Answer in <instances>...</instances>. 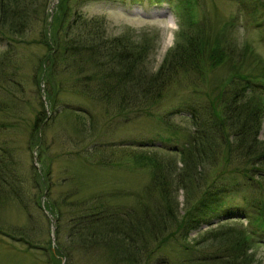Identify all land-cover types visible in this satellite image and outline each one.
<instances>
[{
  "label": "trees",
  "instance_id": "16d2710c",
  "mask_svg": "<svg viewBox=\"0 0 264 264\" xmlns=\"http://www.w3.org/2000/svg\"><path fill=\"white\" fill-rule=\"evenodd\" d=\"M86 1L58 0L48 13L47 0H0V42L6 43L0 58L1 115L17 109L18 100L23 101L7 89L21 85L19 72L12 80L7 69L15 67L18 45L35 44L45 49L34 62L32 79L38 91L41 83L45 84L46 105L40 101L29 123V148L43 143L42 134L56 116L61 94L74 93L102 105L106 117L97 128L96 116L86 108L82 114L88 118L71 124L75 137L81 136L84 143L73 151L75 155L96 166L128 162L149 170L144 195L135 205H114L108 193L101 191L69 201L71 236L84 248L107 253L109 264H261L253 248L260 243L256 233L264 232V141L259 138L264 98L256 92L264 83V59L249 41L238 42L229 21L213 29L206 16L195 14L191 0H181L175 42L154 68L149 62L154 45L144 37L147 34L108 35L103 18H87L79 11ZM254 3L264 9V0ZM222 66L227 68L225 75L218 71ZM21 67L16 63V69ZM206 72L212 73L210 77ZM178 87L189 88V97L157 113L155 108L167 93ZM61 104L64 110L70 109ZM176 114H182L187 124L173 123ZM139 116L171 126L174 139L156 140L160 144L133 136L119 143L93 140L97 131L111 127L114 119L128 121ZM16 118L11 124L0 122L5 128L17 126ZM43 155L44 150L39 160L45 162ZM12 160L9 143L2 141L0 208L15 202L29 221L30 201L40 206V197L49 195L50 167L43 168L41 176L31 166L28 174L35 192L30 197L28 178L13 169ZM45 207L59 217L55 202L49 201ZM211 216L220 217V224L204 230L194 242H185L190 232L211 225ZM233 218L245 219V224L236 220L222 223ZM0 234L22 242L31 253L44 249L33 240L27 224L10 231L0 223ZM170 240H184L182 245L189 254L184 261L171 263L157 255ZM46 249L54 258L61 253L60 245L51 240ZM67 256L64 253V258Z\"/></svg>",
  "mask_w": 264,
  "mask_h": 264
},
{
  "label": "rangeland",
  "instance_id": "374dc122",
  "mask_svg": "<svg viewBox=\"0 0 264 264\" xmlns=\"http://www.w3.org/2000/svg\"><path fill=\"white\" fill-rule=\"evenodd\" d=\"M191 1L195 14L198 17L206 16L211 28L215 29L222 22L229 21L231 32L238 42L249 41L260 57L264 59V9L258 7L254 0H249L248 5L236 0ZM57 2L58 0H47L46 11L51 13ZM180 4L181 0H89L81 8L79 6L78 9L86 17L103 18L110 36L120 35L123 32L136 37L147 34L144 37L149 38L154 45V50L149 55V62L156 68L162 61L166 50L171 48L175 42V34L180 20L178 11ZM5 49V42H0V58L6 52ZM44 52L45 49L40 45L34 44L27 47L18 45L16 54H14L15 67L10 66L7 69L8 78L12 80L16 71L19 72L18 79L21 80V85L18 89L20 91L15 89L16 87H8L7 89L10 92H16L23 98V101H17L19 105L17 109L11 112L7 111L4 115L0 113V119L6 122L5 125L17 117V126L11 125L5 128L0 122L3 128L0 129V143L2 141L6 144L9 143L13 169L27 176L30 197L35 192L28 174L33 166L37 172L41 173V176H44L43 168L50 167L51 180V187L47 190L49 195L40 197V206L30 201L31 219L29 221L24 210L14 202L12 205L0 208V223L4 229L10 231L11 228L27 224L33 240L36 239L44 249L31 253L24 249L22 242L10 240L0 234V264H109L110 260L107 253L104 252L103 255L100 249L92 248L89 250L84 248L79 245L76 238L71 236L73 222L70 221L72 215L70 211L72 207L68 205V202L101 191L108 193V199L114 205H135L138 198L144 195V187L150 179L149 170L128 162L109 167L96 166L87 162L84 157L75 155L76 150L83 147L84 143L81 136H79L80 138L75 137L71 124L79 118H88L82 114L86 108L96 116L97 128L105 123L106 117L102 115L104 111L102 105L87 101L74 93H62L60 102L66 103L70 107L69 110L76 109V113L64 110V106L61 103L58 104L56 116L42 134L43 143L29 148V123L39 108L40 101L42 100L46 105L45 84L41 83L40 91H38L32 79L34 62ZM16 63L19 64V68L22 66L20 70L16 69ZM226 69L222 66L219 67L218 71L225 75ZM204 74L206 77H210L212 73L206 72ZM261 84H263L262 89L256 92L261 94L260 98H264V83ZM188 89L178 87L167 93L158 107L155 108L157 113H163L171 107L174 108L184 96L188 98L190 94ZM171 120L177 125L187 124L182 114L174 115ZM109 125L112 126L107 129L105 127L108 126H104L100 131L95 130L97 134L95 133L96 136L93 140L119 143L133 136L139 139L152 138L155 144H160L156 140L174 139L171 134L172 127L163 125L157 118L139 116L132 117L128 121L119 118L114 119ZM73 137L76 138L75 141L72 140ZM259 138L264 141V117ZM42 150L46 154V156L43 155L45 162L39 160V153ZM74 150L75 152H73ZM107 150H109L108 146ZM37 194L39 195V192L36 190ZM30 197L26 198L30 200ZM237 198L239 199L240 195ZM178 200L181 207L183 204V192L181 190ZM49 201L55 202V206L59 207L61 212L59 217L49 208L46 209L45 205ZM220 217L211 216V225H201L197 230L190 232L185 242L186 240L194 242V239H199L204 230H209L212 226L220 224L218 222ZM233 219L232 221L225 219L222 223L245 224V219ZM18 230L21 231V229ZM256 238L260 240V243L253 249L258 261L264 264V232L258 231ZM175 239H180V237ZM48 240L60 245L61 253L58 257H52V254L46 249ZM181 240H170L158 250L157 255L163 258L167 257L171 263L177 259L184 261L189 254L182 245L184 240L183 242ZM64 253L68 254L65 258ZM199 263V261L196 262V264Z\"/></svg>",
  "mask_w": 264,
  "mask_h": 264
}]
</instances>
